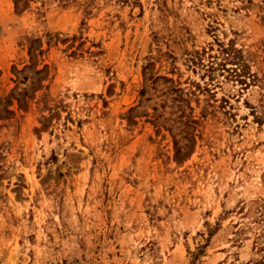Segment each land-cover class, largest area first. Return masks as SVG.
Masks as SVG:
<instances>
[{"label": "rangeland", "instance_id": "rangeland-1", "mask_svg": "<svg viewBox=\"0 0 264 264\" xmlns=\"http://www.w3.org/2000/svg\"><path fill=\"white\" fill-rule=\"evenodd\" d=\"M264 0H0V264H264Z\"/></svg>", "mask_w": 264, "mask_h": 264}, {"label": "trees", "instance_id": "trees-1", "mask_svg": "<svg viewBox=\"0 0 264 264\" xmlns=\"http://www.w3.org/2000/svg\"><path fill=\"white\" fill-rule=\"evenodd\" d=\"M259 208L264 210V199L261 200V203L259 204Z\"/></svg>", "mask_w": 264, "mask_h": 264}]
</instances>
